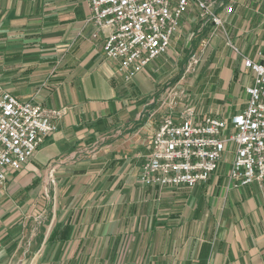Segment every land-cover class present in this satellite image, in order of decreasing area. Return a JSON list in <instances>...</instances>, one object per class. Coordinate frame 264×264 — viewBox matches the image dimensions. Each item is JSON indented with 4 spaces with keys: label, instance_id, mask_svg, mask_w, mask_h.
Returning <instances> with one entry per match:
<instances>
[{
    "label": "crops",
    "instance_id": "1",
    "mask_svg": "<svg viewBox=\"0 0 264 264\" xmlns=\"http://www.w3.org/2000/svg\"><path fill=\"white\" fill-rule=\"evenodd\" d=\"M95 31L88 0H0V85L59 112L0 183V264H264V180L235 188L227 169L193 187L141 183L158 66L126 84ZM222 74L218 101L232 94Z\"/></svg>",
    "mask_w": 264,
    "mask_h": 264
},
{
    "label": "built area",
    "instance_id": "2",
    "mask_svg": "<svg viewBox=\"0 0 264 264\" xmlns=\"http://www.w3.org/2000/svg\"><path fill=\"white\" fill-rule=\"evenodd\" d=\"M91 21L103 35V55L113 61L126 82L163 56L191 5L202 26L223 27L234 11L226 0H88ZM221 9V15L216 12ZM253 82L246 87V106L229 120L205 116L196 120L187 107L178 120L165 116L151 140L140 181L144 186H193L215 172L223 153L231 149L227 171L237 188L264 180V54L243 57ZM58 111L22 101L0 85V183L33 156L56 126Z\"/></svg>",
    "mask_w": 264,
    "mask_h": 264
},
{
    "label": "rangeland",
    "instance_id": "3",
    "mask_svg": "<svg viewBox=\"0 0 264 264\" xmlns=\"http://www.w3.org/2000/svg\"><path fill=\"white\" fill-rule=\"evenodd\" d=\"M226 1L227 6L234 3V11L226 17L227 24L218 28L210 24L208 28L200 26L198 9L191 5L167 52L153 60L158 69L149 71L150 85L147 82L146 86L153 88L147 92L151 96L156 94V100L147 108L155 109L161 121L169 114L178 120L187 107L194 108L196 120L205 116L229 120L246 106L249 84L242 83L252 76L242 61L248 53L253 54L249 58L254 60L264 54V0ZM216 12L221 15V9ZM220 73L230 80L232 90L228 99L222 101L215 99L221 88L216 82ZM146 93L143 94L147 97ZM231 156L228 148L216 172L227 171Z\"/></svg>",
    "mask_w": 264,
    "mask_h": 264
}]
</instances>
